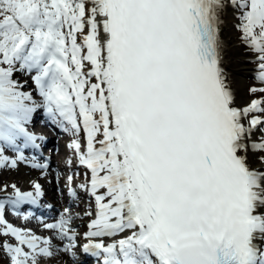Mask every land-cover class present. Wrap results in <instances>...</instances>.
Segmentation results:
<instances>
[{
	"label": "snow or ice",
	"instance_id": "obj_1",
	"mask_svg": "<svg viewBox=\"0 0 264 264\" xmlns=\"http://www.w3.org/2000/svg\"><path fill=\"white\" fill-rule=\"evenodd\" d=\"M37 122L69 138L55 191L85 208L49 221L39 178L0 185L7 264H264V0H0V171L47 175Z\"/></svg>",
	"mask_w": 264,
	"mask_h": 264
},
{
	"label": "bare ground",
	"instance_id": "obj_2",
	"mask_svg": "<svg viewBox=\"0 0 264 264\" xmlns=\"http://www.w3.org/2000/svg\"><path fill=\"white\" fill-rule=\"evenodd\" d=\"M237 35H238V32L235 29H231V28L226 29L225 33H224L225 39L228 42V49L226 52L227 69L230 70L234 74V77L237 80L243 81L247 84H252V83H254V81L252 79L253 73L251 71V69H253V68H250L249 67L250 63H248V60L242 57L243 52L241 53V46L239 45V42H238L239 39H238ZM250 81H253V82H250ZM53 130H54V132L51 133L52 135L54 134L53 136L50 135L48 132H46L45 136L47 137V141L50 143L51 147L52 146L54 147V150L57 152V154L58 153L64 154L66 144L68 142L60 141V139H59V142H56L55 137L59 138L61 136L64 137L65 135L60 133L56 129H53ZM57 148H58V151L56 150ZM61 160L62 159H60L59 157H57V158L55 157V158L51 159V166H50V169L48 170L46 176H43L41 174V172L38 170H32V169L22 165L18 172L11 171V173L14 174L12 177L15 179L14 181L16 183H20L19 182L20 179L23 178L27 185H29L27 183L28 180H30V179L35 180V179L39 178V182L43 185L45 193H46L45 198L48 197V198L52 199V201L54 203L55 210H56L55 211L56 214L58 211L62 210L63 207L70 206V205L72 206L74 212H78L77 210H75L76 208H80V209L85 208V205L83 203L78 202L77 204H72V202L68 199H64V198L57 199V193L55 191V187H56L55 179H56L58 173L61 174V177H62L63 169L65 167L64 162H62ZM51 169H53V171H51ZM8 174H10V171H1L0 172V182L1 183L2 182L4 183L5 179L8 178L7 177ZM49 181H51V183H49ZM61 185H62V178H61ZM79 213H81V211H79ZM81 215H82V213H81ZM84 218L85 217H83L82 219H77L75 221V223L77 225H79V232L82 231V229H84V228L87 229L88 223L85 224L83 222ZM68 257H69V255H67V254L62 255L59 258L60 264H73L71 261L70 262L68 261Z\"/></svg>",
	"mask_w": 264,
	"mask_h": 264
},
{
	"label": "rangeland",
	"instance_id": "obj_3",
	"mask_svg": "<svg viewBox=\"0 0 264 264\" xmlns=\"http://www.w3.org/2000/svg\"><path fill=\"white\" fill-rule=\"evenodd\" d=\"M237 36H239V33H238V35ZM239 42V45L241 46V53L243 52V58H245V59H247L248 61H250V60H252L253 59V53L245 46V45H243V44H241L240 43V41H238ZM249 67L250 68H254V64H251L250 63V65H249ZM250 82H253V81H250ZM59 139H60V141H65V142H68V140L67 139H69V138H67V136L65 135L64 137L63 136H61V137H59ZM55 140H56V142H59V140H58V138L57 137H55ZM70 154V152H69V149H67V147L65 148V153L63 154H61V156L62 157H68V155ZM22 166V165H21ZM20 166V167H21ZM28 170V169H27ZM51 171H53V169H51ZM50 171V172H51ZM1 172V171H0ZM49 172V173H50ZM14 174L13 173H11V171H10V174H8V178H6L5 179V181H4V183H6V182H8V183H10V182H13L15 179L12 177ZM11 178V179H10ZM22 180V181H21ZM19 181V180H18ZM55 181H56V179H55ZM20 183H17L18 184V186H20L22 189H28V188H31L30 187V185H27L26 183H25V181H24V179L23 178H21L20 179V181H19ZM3 184V182L1 183L0 182V185H2ZM9 191H11V189H9ZM81 203H83V202H81ZM84 204V203H83ZM85 205V204H84ZM75 210H77L78 212L79 211H81V213H82V215H83V211H84V209L83 208H76ZM12 220V219H11ZM10 220V221H11ZM83 222L85 223V224H87L88 223V218L87 217H85L84 218V220H83ZM29 225H31V227H33V228H36L37 230H38V232L40 231V229L38 228V225H37V223H34V224H32V223H30ZM87 231V229L86 228H84V229H82V231H80V233H84V232H86ZM41 234H44V235H47V233H41ZM0 260H2L3 261V264H7V260L5 259V258H3L2 256H0ZM68 261L70 262H72L73 264H74V262H73V259H72V257L71 256H69L68 257ZM49 264H57V262L56 261H50L49 262Z\"/></svg>",
	"mask_w": 264,
	"mask_h": 264
}]
</instances>
